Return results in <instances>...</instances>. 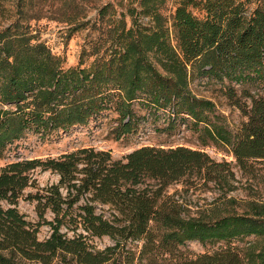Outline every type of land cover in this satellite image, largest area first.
<instances>
[{
    "label": "trees",
    "instance_id": "16d2710c",
    "mask_svg": "<svg viewBox=\"0 0 264 264\" xmlns=\"http://www.w3.org/2000/svg\"><path fill=\"white\" fill-rule=\"evenodd\" d=\"M136 1L132 24L124 13L114 20L89 66L81 57L65 67L29 22L56 6L77 30L92 0H0V157L30 129L47 136L87 124L115 100L119 136L130 133L140 125L132 102L142 99L155 110L171 106L168 129L187 119L202 145L230 147L235 165L201 149L149 145L121 158L85 146L9 162L0 167V264H264V195L231 194L234 167L252 188L254 161H264V0H181L169 10L168 0ZM109 7H96L98 20ZM201 76L224 83L246 118L235 132L213 100L191 91ZM38 168L58 181L41 186ZM176 183L184 186L170 193ZM212 186L215 201L194 207L188 195ZM28 188L36 189L25 198L36 203L37 222L17 207ZM44 225L51 233L40 239ZM105 236L114 244L93 243ZM189 241L220 246L192 254L182 249Z\"/></svg>",
    "mask_w": 264,
    "mask_h": 264
},
{
    "label": "rangeland",
    "instance_id": "374dc122",
    "mask_svg": "<svg viewBox=\"0 0 264 264\" xmlns=\"http://www.w3.org/2000/svg\"><path fill=\"white\" fill-rule=\"evenodd\" d=\"M180 1L168 0L166 4L168 10L171 8L175 9ZM107 4H110V7L105 20H98L96 7ZM92 5L94 6L88 10L87 17L84 19L86 24L77 30L71 31L74 25L58 19L61 14L56 6L45 7L40 19H32L29 22L32 33L37 35L40 41H45L56 56L63 58L65 67L77 66L81 57L85 61L82 67L89 66L95 57L94 55H89L94 44L101 42L102 39L109 38L108 28L113 25L114 20L121 18L123 13L128 26H130L132 17L129 15L128 9L130 7H138V2L136 0H92ZM193 11L198 16L204 15V12L200 9H193ZM223 85L224 83L215 77L201 76L191 81L190 89L195 94L213 100L215 102V113L221 115L225 125L235 132L241 123L246 121V118L223 94L225 91ZM237 87L239 88L240 86ZM115 101L111 103L108 109L91 118L87 124L75 125L66 131L58 130L47 136H42L39 132L33 131V129L28 130L21 139L8 145L3 156L0 157V167L15 160L58 157L65 152L85 146L109 150L115 158H121L130 151L145 145L165 148L186 146L201 149L218 161H230L235 165L236 159L230 152V147L225 145L216 146L212 143L202 145L199 139L200 132L193 128L187 119L181 120L180 123L176 124L175 128L168 129V119L173 116L171 106L165 110H155V107L147 104L146 100L140 99L132 102L133 110L140 117V125L137 130L119 136L118 127L121 119L116 109L117 104ZM254 162H256L260 176L255 179L256 181L253 183L252 188V184H249L251 182L246 181L248 176H242L241 170L238 167H234L239 180L236 182L239 189L231 192L232 195L244 198L248 192L253 191L257 193V197L258 195H264V161ZM34 176L41 186L57 182L59 179L56 173L45 171L41 168L34 171ZM183 186L182 183H176L169 188V192L173 193L177 189L181 190ZM29 192H36V189H26L25 196L20 199L17 207L27 219L37 222L39 218L35 209L36 203L25 198ZM219 193V188L212 186L207 191L198 190L188 196L192 198L191 201L194 207H200L211 204ZM52 216V213L48 212L50 219ZM50 233V227L44 225L40 228L39 238L45 239ZM93 243L99 248H104L107 245L114 244V241L110 237L105 236L95 239ZM218 246H220V243L213 245L211 243L202 244L199 241H189L182 249L188 253L200 254L213 251ZM24 264L41 263L26 261ZM53 264L62 263L56 260Z\"/></svg>",
    "mask_w": 264,
    "mask_h": 264
}]
</instances>
